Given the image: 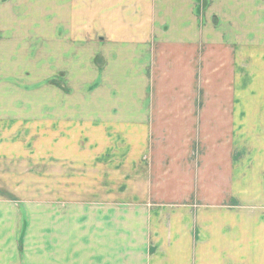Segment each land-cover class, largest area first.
<instances>
[{
  "label": "rangeland",
  "instance_id": "374dc122",
  "mask_svg": "<svg viewBox=\"0 0 264 264\" xmlns=\"http://www.w3.org/2000/svg\"><path fill=\"white\" fill-rule=\"evenodd\" d=\"M103 1L0 0V264H195V227L184 231L191 244L153 241H166L169 216L174 232L179 220L198 226L199 134L154 133L173 141L175 160L159 170L160 194L147 198L121 195L119 134L112 149L96 138L110 153L107 182L103 158L89 147L87 111L104 89L95 91L89 72L106 44L96 35L111 30ZM72 110L79 119L63 120ZM144 164L147 181L135 194L151 189Z\"/></svg>",
  "mask_w": 264,
  "mask_h": 264
},
{
  "label": "crops",
  "instance_id": "0c3cea01",
  "mask_svg": "<svg viewBox=\"0 0 264 264\" xmlns=\"http://www.w3.org/2000/svg\"><path fill=\"white\" fill-rule=\"evenodd\" d=\"M102 3L111 30L96 35L106 44L89 79L104 89L91 96L87 122L89 147L106 164L104 182L112 177L110 153L96 144L101 134L106 149L114 147L112 134L121 136V195L147 198L160 194L159 170L170 171L175 160L173 141L157 142L154 133H198V226L179 220L174 232L169 216L166 241L153 243L177 245L173 239L183 237L191 244L184 231L195 227V264H264V0ZM65 117L79 119L74 110ZM75 143L72 156L78 135ZM145 162L151 189L135 194L147 181Z\"/></svg>",
  "mask_w": 264,
  "mask_h": 264
}]
</instances>
